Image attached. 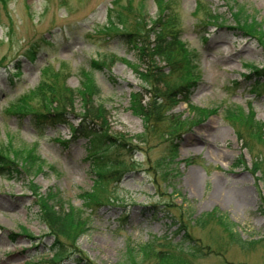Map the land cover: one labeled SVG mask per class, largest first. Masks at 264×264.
<instances>
[{
  "label": "rangeland",
  "instance_id": "rangeland-1",
  "mask_svg": "<svg viewBox=\"0 0 264 264\" xmlns=\"http://www.w3.org/2000/svg\"><path fill=\"white\" fill-rule=\"evenodd\" d=\"M114 1L0 0V146L12 142L15 149L29 152L38 146L46 162L31 176L13 180L0 177V264H77L78 259L92 264H127L131 248V252H142L150 242L157 251L168 250L167 245L187 250L184 232L175 223L182 218L205 253L198 258L180 251L171 253L174 258L167 264H264V214L260 212L264 180L253 169L255 157L264 152V145L255 142L250 153L225 118L229 108L249 112L252 106L256 120L264 125V86L254 91L255 79L245 77L250 71L246 65L264 69L263 43L234 29L232 0H172L180 19L182 41L198 56L200 76L190 91L185 88L190 102H183V93L179 94L176 107L168 115L191 120L192 107L215 113L182 127L176 137L168 136V127L159 132L151 129L145 143H130L129 138L146 130L135 107L139 103L147 107L158 88L144 83L130 67L136 64L141 68L142 63L136 49L119 34L131 31L136 35L140 26L135 18L140 16L138 10L143 4L149 24L158 9L156 0H131L133 14L125 18L126 28L119 26L120 31H115V27L107 26ZM233 1L244 4L259 22L264 21V0ZM130 4L128 0L123 3L129 8ZM200 7L223 16L226 26L204 27L201 21L206 14L198 12ZM142 40L138 39V44ZM36 43L41 49L31 63L27 51ZM103 56H115L118 61L104 71L92 72V61L98 62ZM61 69L64 75L60 82L65 79L67 87L77 93L67 106L70 115L65 124L45 125L37 131L32 116L17 115L15 110H19L22 98ZM83 71L91 72L100 88V96L91 102L106 109L105 123L93 117L97 131L124 144L113 146L101 156L106 163H125L120 172L135 165V170L109 183L112 194L105 200L111 204L94 205L92 210L85 208L81 196L93 190L95 160L100 155L91 158L95 148L85 138L75 139L72 131L86 112L79 95ZM166 72L169 74L168 69ZM174 82L177 81L171 78L170 83ZM37 101L40 100L33 98L28 102L31 109H36ZM61 103L53 106L61 107ZM123 137L125 142L120 139ZM162 161L170 171L165 179L156 172ZM36 187L41 195L49 190L57 192L66 204L85 212L84 234L74 233L70 239L55 242L40 215ZM212 213L224 215L236 224V232L245 241L255 243L252 251L232 245L213 223L204 229L188 227L192 219ZM21 228L29 230L33 239L23 236ZM58 255L62 258L56 261ZM149 257L148 254L141 260L130 256L128 260L129 264H154Z\"/></svg>",
  "mask_w": 264,
  "mask_h": 264
},
{
  "label": "trees",
  "instance_id": "trees-1",
  "mask_svg": "<svg viewBox=\"0 0 264 264\" xmlns=\"http://www.w3.org/2000/svg\"><path fill=\"white\" fill-rule=\"evenodd\" d=\"M125 1L127 0H115L112 3V8L109 11L110 22H108V28L111 29L115 27V31H120L119 26L126 28L127 24L124 20L127 18L128 14H133V10L131 11L132 1L128 0V4L131 3L130 8L123 5ZM156 3L158 9L157 15L155 19L150 18V24L149 22L147 23V13L145 12V4H143L138 10L140 16L135 18V23L140 26L137 28L136 35L131 31H128L129 33L121 32L119 34L122 38H126L128 45L136 49L138 52V60L142 63L141 68L136 64H129L130 67L135 70L139 79L144 83L150 84L153 88H158L156 89L158 94H156L154 100L150 101L147 107L142 103H139L135 107L134 112L144 119L146 130L145 133L141 135L129 138L130 143H132V141L137 142V144L145 143L148 138L147 133L151 129L159 132V129L168 127V136L176 137L180 134L179 132L182 127L184 128L199 123L201 119H205L215 113L214 110L210 111L192 107L194 117L191 120L184 121L181 120V118L168 115V113L176 107L179 94L183 93L181 94V96H184L183 102H190L189 97L186 96L187 90L185 88H189V91L191 90V86H194L197 78L200 76V70L197 66L198 56L191 53L187 45L182 41V31L178 26L180 19L179 16L176 15L177 11L175 4H173L172 0H156ZM231 5L230 13H232L234 19V29L246 33L244 36L260 41L264 45V21L259 22L256 15L251 14L244 4L232 0ZM201 11H204L206 14L203 23L201 21L204 27L216 25L222 28L226 26L223 24L225 19L223 16L219 17L212 14L214 13L213 10L207 12L203 7L198 9V12ZM145 13L146 17L144 16ZM143 23H145V26L142 28ZM127 38L130 40L128 41ZM138 39H143L141 44H138ZM36 44L37 45H33L27 51V58H29L31 63L36 61L41 49L40 43ZM116 59L115 56H103L98 62L93 60L91 63V71H104L105 68L111 66L113 62L118 61ZM162 64L164 67H162ZM62 67L65 66L62 65ZM246 67L250 71L245 77L249 81L255 79L252 88L254 91H257L260 87L264 86V69H259L253 64L246 65ZM166 69L169 70V74H167ZM62 71L61 69L58 72H54L50 79L43 80L38 88L32 91L30 95H27L19 101V110H15L17 115L26 116L27 113V115L32 116L37 131H42L45 125L57 127L60 124H65L70 115L66 112L67 106H69V101L75 97L77 93L67 87L65 79H62L63 83L60 82L64 75L61 73ZM81 75L82 83L79 95L84 101V104H86V112L85 115L82 116L79 126L77 128L72 127V131L75 139L85 138L89 141L91 148H95L93 154L90 155L91 158L100 155V158H96L95 160L96 166H94V173H96L93 190L91 192H83L81 196V198L85 200V208L92 210L91 208L94 205L103 207L111 204L109 200H105L107 196L109 197V193L112 194V189L109 187L110 184L119 181V176L124 173L135 170V165L131 164V169H123V171L120 172L123 167H126L125 163L115 164L112 162L106 163L104 161V155L101 156L102 153H108V149L115 145L119 147L124 144L117 139L113 142V139L111 136H108L107 133L97 131L95 118H98L99 121L103 120L105 123L106 109L104 105L95 106V103L93 101L91 102V99L101 94L100 88L93 76H91L92 73L83 71ZM18 76H20L19 73ZM171 78H174L179 84H177V82L170 83ZM162 86L165 88V91L162 90ZM33 98L40 100L37 101L38 106L36 109L34 108V110L31 109L28 103ZM60 102H62L61 107L53 106L55 103L58 105ZM225 115V118L233 127L237 138L244 143V148L249 150L250 153H253V145L255 142L264 145V125L256 120V114L252 106H250L249 112H245L242 108H229ZM242 130H244L245 133H243ZM120 139L124 142L127 140L126 137ZM105 147L107 149H105ZM176 151L177 150H173V153H177ZM0 152L3 154V156H0V177L6 180H13L14 177L23 175L31 176L36 170L38 171L46 166V162L39 155L38 146H34L32 151L29 152V150L25 148L15 149L12 142H7V144L0 146ZM10 157L13 158V160H11ZM164 163V161L159 162L156 170L163 179H165L170 172L166 170ZM117 165H119V167ZM253 169L255 173L259 172L262 176L261 179L264 180V152L255 157ZM52 171L55 170L52 169ZM34 194L38 196L37 202L40 208V215L43 216L44 222L49 228V236L53 237L55 242L59 243L61 238L70 239L74 233L78 236L84 234V229L87 226L84 220L85 212L81 209L71 207L70 204H66L61 195L57 192H53V190H49L45 195H41L39 193V188L36 187L34 189ZM88 202L90 204H88ZM260 212L264 214L263 200ZM175 223H179L177 224L179 226L178 229L184 232L183 243L187 242L189 244L187 250L182 249L180 245L176 247L167 245L165 248H168V250L157 251L154 248V242H150L146 244L144 249L140 250L142 252H139L138 249H135V252H131L133 250V248H131L126 263L129 264L128 259L130 256L133 258H141L142 260L149 254L150 257L154 259V264H167V260L171 261V258H174L171 253H176L178 251L191 258L202 257L205 253V249H201L196 244L192 234L186 229L185 219L182 218L180 222L176 221ZM211 223L222 230L232 245L239 247L240 250L245 252L252 251L255 243L245 241L241 235L236 232L237 225L230 222L224 215L222 216L218 213L205 214L187 222V225L188 227L194 225V227L196 226L204 229ZM21 234L29 239H33L31 233L26 228H21ZM56 257V261L62 258L61 255ZM150 257L147 259H150ZM77 264L92 263L78 259Z\"/></svg>",
  "mask_w": 264,
  "mask_h": 264
}]
</instances>
